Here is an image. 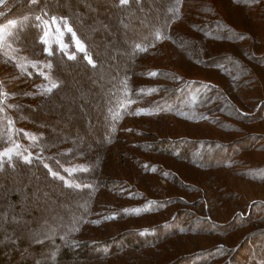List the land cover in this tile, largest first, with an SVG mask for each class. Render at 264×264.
<instances>
[{
    "label": "rangeland",
    "instance_id": "rangeland-1",
    "mask_svg": "<svg viewBox=\"0 0 264 264\" xmlns=\"http://www.w3.org/2000/svg\"><path fill=\"white\" fill-rule=\"evenodd\" d=\"M21 1L0 3V17L4 14V21L0 22V50L6 56L5 60L0 58V143L8 139L10 145L0 150V155L10 151L40 158V153L30 150L27 142L14 143L22 132L19 127H35L23 121L22 113L16 115L20 117L19 127L14 123L10 104L16 103L18 96L12 94L20 90L29 92L38 84H41L39 89L48 90L52 86L20 74L32 68L48 75L41 69L47 67L45 59H32L30 49L18 50L9 39L18 20L15 17L21 11L11 12ZM56 1L60 10L75 14L87 26L97 50L105 48L104 55L97 58L109 62L115 82L113 76H121L120 67L129 61V51L122 54L125 45L114 39L115 35L125 36V10L115 7L110 0ZM212 1L237 30L255 32L256 26L246 18L242 6L231 0ZM25 5L27 3L22 6ZM154 10H157L155 5ZM140 16V20L136 17V27L142 26L137 24L146 19L144 13ZM159 17L162 21V15ZM127 24L130 27L132 23ZM44 25L43 40L55 41L64 47L62 35L68 28L55 18H44ZM258 29L260 33V24ZM198 39L206 50L231 53L251 64L257 78L253 83L252 79L246 80L243 89H235V97L245 100H235V104L214 102L219 85L229 93L231 86L227 85L226 78L213 67L193 64L169 47L154 66L184 75L183 78L193 83L197 99L185 100L174 94L178 86L173 81L157 80L154 84L159 90L168 89V95H155L151 99L180 102L186 109L177 116L162 115L129 122V125L139 126L141 133L126 136V142L131 141L127 148L122 142L111 147L101 145L103 135L96 137L92 128L104 123L106 114L89 109L81 99L99 101L94 94L102 91L105 81L98 79L91 83L98 76L85 71L74 72L71 64L59 67L62 85L67 84L76 101L72 105L66 97H59L58 105L42 110L40 118L48 126L46 136L55 137L53 127L58 123L65 130L75 132L79 142L93 138L98 144L96 148L102 151L94 157L92 166L97 168L98 165L102 175L110 178H126V183L121 192L114 195L101 191L95 204H91L90 208L114 206L118 214L114 220L86 224L82 236L89 240L87 250L91 246L90 250L75 254L73 259H56L53 264H264V68L244 58L243 46L210 42L200 36ZM75 44L80 46L78 40ZM84 75L90 78V84L85 83ZM96 132L99 129L96 128ZM85 168L83 163L75 161L63 166L65 172L73 174ZM154 171L159 173L152 175ZM10 175L9 172L0 175V219L7 200L19 188H29L32 181V173L23 183L11 181ZM42 189L43 195L56 196L59 200L51 204L41 198L43 195L27 198L35 205L32 212H27V220L11 241L20 249L10 264H45L52 255L50 248L45 247L49 234L59 222H71L77 209L75 202L81 199L77 191H63L59 184L48 179ZM40 200L44 203H38ZM35 244L38 247L26 248Z\"/></svg>",
    "mask_w": 264,
    "mask_h": 264
},
{
    "label": "trees",
    "instance_id": "trees-1",
    "mask_svg": "<svg viewBox=\"0 0 264 264\" xmlns=\"http://www.w3.org/2000/svg\"><path fill=\"white\" fill-rule=\"evenodd\" d=\"M231 1L245 9L246 18L256 26L255 32L237 30L224 19L212 0H110L112 5L125 10L127 22L124 27H128L125 29L124 37L118 35L114 37L116 42L125 45L122 54L129 51V61L124 62L120 67V72L122 69L123 73L121 76L119 73L118 76H113L115 82L111 78L114 72L109 62L103 59L100 61L97 58V55H104L105 48L97 50L88 35L89 29L79 18L77 19L75 14L71 15L60 10L61 6L56 0H22L15 5L11 13L17 10L21 12L15 17L18 18L16 26L8 35L12 45L18 50L30 49L32 59L42 57L48 63V65L45 63L46 68L41 67L42 70L48 72V75L32 68H26L25 72L20 70V74L28 76L31 81L36 79L52 86L48 90L44 87L39 89L37 87H41V84H38L29 92L20 90L12 94L14 97L18 96L16 103L10 104L14 123L18 125L20 117L16 115L22 113L23 121L35 127V129H25L18 125L22 132L14 143L23 145L27 142L30 150L40 153L41 157H24L10 151L7 155H0V175L9 172L11 181L17 180L23 183L27 181V175L32 173L29 188H19L7 200V208L0 219V264H10L16 259L20 248L11 241L18 229L23 226L24 220H27V212H32L35 205L28 202L27 198L32 195L41 197L43 195L42 186L46 179L59 184L63 191H77L81 199L75 202L77 209L71 216V222L62 224L59 222L53 233L49 234L46 240L48 244L45 247L50 248L52 255L47 258L45 264H53L56 259H73L75 254L85 249L90 250L91 246L87 250L89 240L82 236V232L86 230V224H100L117 219L118 213L114 206L96 208L93 205V208H90L91 204H95L96 196H99L101 191L114 195L116 192H121L126 183V178L114 176L110 178L108 175H102V168L99 170L97 165L99 163L96 164L97 168L92 166L94 157L102 151L96 148L98 144L94 139L88 138L85 142H79L75 137V132L65 130L58 123L53 127L56 132L55 137L45 134L48 126L40 118L42 110H49L58 105L59 97H66L72 105L76 101L73 94L69 92L71 89L67 84L62 85L59 67L71 64L74 72L85 71V73L90 72L98 76L95 80H91V83L98 79L105 81L102 91L94 94L99 101L81 99L89 109H96L100 114H106L104 123H99L98 127L92 128L93 132L97 133L96 137L103 135L100 140L101 145L111 147L122 142L127 148L126 145L131 141L128 139L126 142V136L136 132L141 133L139 126L129 125V122L157 118L162 115L177 116L186 109V106L180 102L151 99V96L155 95H168V89L159 90L154 84L157 80L173 81L178 86L174 94L185 100L193 102L197 99L193 83L183 78L184 75L172 69L154 66L156 60L163 58L169 47L176 49L193 64L204 68L213 67L226 78L227 85L231 86L229 93L219 85L216 98L213 99L214 102L235 104V100H245L244 97H235V89H243L242 85H245L246 80L252 79L253 83V79L257 78L251 64L241 58H235L237 56L231 53L206 50L202 41L198 39L200 36L210 42L225 45L236 43L243 46L242 48L245 47L242 52L244 58L264 68V51H260L264 48V0ZM24 3L27 5L22 6ZM154 5L157 10H154ZM141 13H144L146 19L137 24V26H142L136 27V17L140 20ZM161 15L162 21L159 17ZM3 16L4 14L0 17V22L4 21ZM44 18L58 19L68 28L62 35L66 43L64 47L59 46L55 41L43 40L46 28ZM127 23H132L136 28L132 27V24L129 27ZM90 34L92 35L91 32ZM75 40L79 41L80 46L75 44ZM214 53L217 55L206 56ZM5 57L0 50V58L5 60ZM10 65L16 67L12 62ZM136 66L138 67L135 68ZM84 77H86L85 83L90 81L89 77L87 78L86 75ZM252 91L258 93V90ZM96 128L99 132H96ZM9 147L8 139L0 143V150ZM73 161L83 163L86 168L76 174L65 172L63 166ZM158 173L159 171L151 172L152 175ZM137 184H134L136 188H138ZM84 193L86 197L82 198ZM41 198L51 204L59 200L56 196L43 195ZM41 202L44 203L42 200L38 203ZM125 216L130 215L125 214ZM78 246L80 247L75 249ZM30 247L36 248L38 244L26 248L30 250Z\"/></svg>",
    "mask_w": 264,
    "mask_h": 264
},
{
    "label": "snow or ice",
    "instance_id": "snow-or-ice-1",
    "mask_svg": "<svg viewBox=\"0 0 264 264\" xmlns=\"http://www.w3.org/2000/svg\"><path fill=\"white\" fill-rule=\"evenodd\" d=\"M3 2V0H0V3H2Z\"/></svg>",
    "mask_w": 264,
    "mask_h": 264
}]
</instances>
